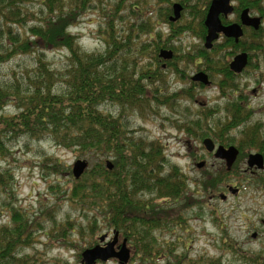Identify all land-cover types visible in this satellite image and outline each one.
<instances>
[{
	"label": "rangeland",
	"instance_id": "374dc122",
	"mask_svg": "<svg viewBox=\"0 0 264 264\" xmlns=\"http://www.w3.org/2000/svg\"><path fill=\"white\" fill-rule=\"evenodd\" d=\"M40 1L29 0L26 3L23 12L33 14L30 19L40 17ZM85 3L83 14L67 31L77 38L83 50L103 52L106 47L101 32L110 15H114V28L121 34L135 19L134 13L129 11L131 5L138 4L147 12L156 1L91 0ZM260 4L264 6V0ZM142 16L146 18L143 13L138 17ZM153 16L152 21L155 22L158 17ZM161 26L162 34L179 37L172 42L181 56H184L183 52H191V48L198 43L185 29L182 34H173L172 29L164 24ZM35 49L31 53L15 54L1 63V78L8 80L13 75L22 78L25 72L31 73L36 52H42L52 68L63 71L68 57L65 48ZM179 66L184 74L176 76L171 71L163 74L169 87L166 97L173 95L172 100L151 110L146 109L142 117L132 111L121 113L129 127L130 136L146 139V142H158L163 147L168 162L164 166L165 172H177L185 178L187 184L184 196L176 200L159 201L154 209L158 213L141 212L143 216L147 215L145 218L148 221L151 218L158 221L163 218L162 224L154 228L151 234L155 239L154 250L157 255L144 257L142 261L131 256L128 264H264V186L257 184L264 183V167L261 170L253 169V172L244 171L247 168V154L258 150L238 147L240 129L244 126H260L264 131V110L261 109L264 104V76L260 81L259 78H251L254 70L250 68L247 74L238 78L240 88L237 93L242 94L243 99L241 107L246 113L247 109L243 106L245 102L254 111L249 113V118L239 127L224 129L231 121V111L225 104V97L221 96L216 87L198 91L188 89V80L194 67L182 62H179ZM255 85L260 86L262 92L253 95L251 89ZM235 95L231 97L233 101ZM100 108L120 116L121 110L116 102H105ZM17 112L16 107L8 103L0 114L12 117ZM191 121L199 123L197 128L189 129L190 133L179 127L183 124L181 122ZM200 132L216 140L217 137L234 139L230 144L224 145H233L239 151L231 170L226 171L224 162L206 151L202 144L203 138H197ZM6 136L10 138L9 144L12 147L6 153L5 160L0 159V169H10L9 173L13 177L11 196L16 200V205L30 218H37L33 241L19 255L33 258L36 264H81V253L86 248L96 245L102 234L109 233L112 236L113 233V228L108 227L102 214L87 213L86 208L71 203L66 198L67 190L73 182V163L77 159H86L90 168L89 165L96 161L95 158H87L73 148L57 145L48 136L40 139L18 136L15 133ZM55 158L60 159L68 169L65 167V171L58 174L46 170L45 165H51ZM100 159L112 162L113 157L104 155ZM202 161L205 164L197 167ZM223 172L229 173L228 176ZM221 174V184L209 190L203 189L205 183H212V179ZM225 183L233 189L229 191ZM235 187L239 189L237 193L232 192ZM2 199L3 197L0 200V222H5L7 211L1 206ZM146 200L148 197L142 196L141 201ZM9 201L8 196L6 202ZM95 215L96 221L93 218ZM168 216L169 219L165 221ZM135 236L141 237V234L135 233ZM130 242L133 254L141 244L132 240ZM96 264L115 263L97 261Z\"/></svg>",
	"mask_w": 264,
	"mask_h": 264
},
{
	"label": "trees",
	"instance_id": "16d2710c",
	"mask_svg": "<svg viewBox=\"0 0 264 264\" xmlns=\"http://www.w3.org/2000/svg\"><path fill=\"white\" fill-rule=\"evenodd\" d=\"M85 1L91 0H41L40 17L30 19L33 14L23 12L29 0H0V64L15 54L35 52V47L65 48L68 52L62 72L52 68L42 52H36L31 73L25 72L22 78L13 75L8 80L0 76V111L8 103L18 110L12 117L0 114V159L5 160L11 150L6 134L12 133L35 139L48 136L57 145L95 158L78 179L72 176L66 198L86 208L87 213L102 214L108 227L140 243L132 256L142 261L157 255L151 234L163 218L148 221L141 212L158 213L154 211L157 203L184 196L187 184L177 172L165 173L168 162L158 142L130 136L121 113L132 111L142 117L146 109L166 104L173 96L166 97L164 75L160 65H154L158 42L149 40L151 26L146 18L138 17L141 13L131 12L135 19L121 34L114 28V15L109 16L101 32L106 47L103 52L80 48L67 29L83 14ZM108 101L120 107L119 117L100 108ZM238 107L231 108L233 118L224 129L246 122L249 114ZM181 123L179 127L190 133L189 129L197 128L199 122ZM240 134L239 148H257L264 156V131L260 126H244ZM204 136L206 133L200 132L197 138ZM232 139L217 137L214 141L227 145ZM104 155L113 157L111 169L106 166L107 159H100ZM65 167L68 169L58 158L45 165L54 174L63 173ZM9 172L8 168L0 169V200L3 197L1 206L7 211V221L0 222V264H36L33 258L19 254L32 243L37 218H30L16 205ZM223 174L205 183L203 189L221 184ZM8 196L10 201L6 202ZM142 196L148 200L141 201ZM93 218L96 221V215Z\"/></svg>",
	"mask_w": 264,
	"mask_h": 264
},
{
	"label": "flooded vegetation",
	"instance_id": "af4514ba",
	"mask_svg": "<svg viewBox=\"0 0 264 264\" xmlns=\"http://www.w3.org/2000/svg\"><path fill=\"white\" fill-rule=\"evenodd\" d=\"M155 1L156 4L153 5L149 11L147 10V12L143 11L138 4L131 5L129 11L143 13L146 16L147 24L151 26V33L149 34L151 38L149 40L154 38L158 42L154 65H160V72H162V75L169 71L176 76L184 74L183 69L179 66V62L190 65L194 67V72L189 77L188 89L198 91L203 88L216 87L220 91L221 96L225 97V104L229 107L230 111L235 105L239 106L238 108L240 111H243L241 107V102L243 101L242 94L239 95L237 93L240 88V84L237 81L238 78L247 74L250 68L254 70V74L251 78L255 80L259 78L260 81V78L264 76V6L260 4L261 0H228V7L230 10L227 12L219 11L217 16L218 20L222 27L231 25L237 26V29L240 30V34L237 36L227 35L221 30L216 32V37L209 43H207L206 40L208 27L205 24V20L210 6L214 1L218 0ZM176 9H178V11H176L178 13L177 17L174 15ZM244 12H246L248 17L258 19V24L256 26L244 24L242 21ZM153 14L158 17L155 22L152 21ZM163 24L172 29L173 34H182L181 32L185 29V32L191 33L198 43H196L195 47L191 48V52H183L184 56H181L178 54L177 47L172 42L179 37L162 34L163 29L161 25ZM162 50L170 51L171 57H161L160 52ZM240 55L245 56V59H243L245 60L243 66H241L240 63L234 64V60L236 57H240ZM235 68L239 69L237 70ZM151 71L153 70H150V72ZM196 76H198L197 79H193V77ZM242 83L247 84V82ZM256 85L251 89L253 95L262 92V88ZM160 87L162 89L161 85ZM168 88L166 81L163 89L169 91ZM234 94L236 95L233 101L231 97H233ZM243 106L247 109L246 113H253L254 110L250 108L247 103L244 102ZM261 109L264 110V104L261 105ZM249 116L250 114L247 119ZM231 118H233L232 112ZM215 145L217 146L218 144ZM249 153L247 155H249ZM253 169L256 168L247 167L244 171L253 172ZM225 187H227L229 191L233 189L228 183H225ZM238 191L239 189L235 187L234 192L237 193ZM115 234H117V237L113 246L114 251L118 252L125 240V245L129 249L131 257L133 250L132 243L130 242L131 239L116 230H113L112 236L107 233V236L102 242L98 239L97 244L105 246L109 241L113 240ZM109 261L119 264L116 259H111ZM131 264L133 263L131 262Z\"/></svg>",
	"mask_w": 264,
	"mask_h": 264
},
{
	"label": "water",
	"instance_id": "95a60500",
	"mask_svg": "<svg viewBox=\"0 0 264 264\" xmlns=\"http://www.w3.org/2000/svg\"><path fill=\"white\" fill-rule=\"evenodd\" d=\"M229 2L228 0H218L214 1L212 5L209 8V12L207 15V18L205 20V24L208 27V34L206 36L207 43H209L212 39L216 37V32L218 31H224L227 35H239L240 30L237 29V26L231 25L228 27H222L219 20H218V13L219 11L227 12L230 10L228 7ZM178 9L175 10V17L178 16V13L176 12ZM242 21L244 24L247 25H257L258 19L250 18L246 15V12L243 13ZM209 46V44H208ZM161 57H171L170 51L162 50L160 52ZM245 56L240 55V57H236L234 60V64L240 63L241 66H243ZM239 69V68H235ZM198 76L193 77V79H197ZM203 146L208 152L214 151V157L217 159H221L225 162L227 170H230L233 163L235 162L237 155H238V149L235 146H228L224 147L223 145H218L215 147L214 142L210 138H205L203 140ZM205 162H199L197 164V167H201L204 165ZM247 165L248 167L255 166L258 169H262L264 167V160L263 156L260 153H251L249 154L247 158ZM106 166L108 169H111L113 164L110 160H106ZM88 168V161L86 159H77L73 165H72V175L75 179H78L84 171ZM232 192H234L232 190ZM223 198V196H221ZM107 234H102L99 237V241H103ZM117 234L113 237L112 241H109L105 246L102 245H94L90 248H86L81 253V264H95L97 260L99 261H107L108 259L114 258L117 259L119 264H126L129 260L130 254L129 249L125 245V240L123 241V245L121 246V249L118 252H115L113 249L115 240H116Z\"/></svg>",
	"mask_w": 264,
	"mask_h": 264
}]
</instances>
